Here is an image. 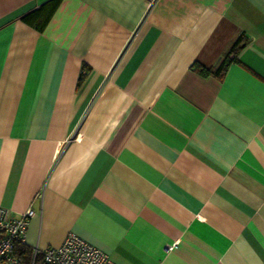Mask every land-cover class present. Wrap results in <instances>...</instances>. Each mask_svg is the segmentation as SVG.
Masks as SVG:
<instances>
[{
    "label": "crops",
    "instance_id": "1",
    "mask_svg": "<svg viewBox=\"0 0 264 264\" xmlns=\"http://www.w3.org/2000/svg\"><path fill=\"white\" fill-rule=\"evenodd\" d=\"M0 207L33 251L264 264V0H0Z\"/></svg>",
    "mask_w": 264,
    "mask_h": 264
},
{
    "label": "built area",
    "instance_id": "2",
    "mask_svg": "<svg viewBox=\"0 0 264 264\" xmlns=\"http://www.w3.org/2000/svg\"><path fill=\"white\" fill-rule=\"evenodd\" d=\"M33 210L28 208L18 217H12L10 210L0 207V264H18L12 255L16 242L24 243L25 230L28 219ZM175 245L166 247L167 251ZM39 252L47 264H115L97 247L85 242L81 238L69 234L58 247H47Z\"/></svg>",
    "mask_w": 264,
    "mask_h": 264
},
{
    "label": "trees",
    "instance_id": "3",
    "mask_svg": "<svg viewBox=\"0 0 264 264\" xmlns=\"http://www.w3.org/2000/svg\"><path fill=\"white\" fill-rule=\"evenodd\" d=\"M59 0H53L54 4H57ZM242 46L241 38L236 39L228 51L224 54L219 65L214 69L205 68L204 66L199 65L194 62L191 66L196 72L202 75L213 74L221 78L228 67V65L234 60L236 53ZM12 255L17 258L18 264H47L44 261L43 256L37 252L34 253L33 250H30L25 246L23 242H16L13 247Z\"/></svg>",
    "mask_w": 264,
    "mask_h": 264
}]
</instances>
